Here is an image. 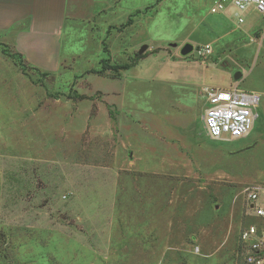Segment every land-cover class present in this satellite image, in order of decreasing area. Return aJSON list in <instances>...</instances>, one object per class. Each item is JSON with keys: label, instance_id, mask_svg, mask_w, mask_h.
Returning a JSON list of instances; mask_svg holds the SVG:
<instances>
[{"label": "rangeland", "instance_id": "1", "mask_svg": "<svg viewBox=\"0 0 264 264\" xmlns=\"http://www.w3.org/2000/svg\"><path fill=\"white\" fill-rule=\"evenodd\" d=\"M153 3L129 16L142 20L124 36L129 18L95 22L96 39L70 41L56 72L21 59L24 70L0 43V264H243L245 190L264 186V14L239 25L235 9L212 14L211 2ZM188 43L185 74H160L177 70L164 59ZM206 44L213 53L201 56ZM144 45L118 78L91 73L132 62ZM202 86L260 97L247 138L209 141ZM210 142L218 186L181 167L188 153L212 162L199 147Z\"/></svg>", "mask_w": 264, "mask_h": 264}, {"label": "crops", "instance_id": "2", "mask_svg": "<svg viewBox=\"0 0 264 264\" xmlns=\"http://www.w3.org/2000/svg\"><path fill=\"white\" fill-rule=\"evenodd\" d=\"M153 2L154 0H0V43L8 46L14 54L21 56L29 66L44 72H56L60 69L63 58H68L69 53L73 55L67 47H70V41L82 39L81 42H90L96 39L93 33L95 22L101 23V20L104 26L107 23L122 24L132 13L156 3ZM141 20L142 17H137L135 23L124 32L118 31L119 35L124 36L127 31L136 29ZM171 57L164 59V64H176L175 69L178 71L169 70L160 74L174 81L177 80L176 75L183 73L182 68L185 63L190 65L193 63L188 62L186 57L178 53H173ZM194 65L199 66L196 62ZM186 70L184 68V72ZM186 74L191 75V73ZM200 89L199 94L205 98L203 86ZM205 100L208 104L206 98ZM211 145L210 142L199 147L204 151L209 149L208 152L215 161L211 162L209 158H200L196 161L193 153H188L181 167L186 171L196 169L202 176H206L204 179L213 182L210 185L218 186L223 175L222 160L219 158L221 153L216 152ZM193 165L197 167H192Z\"/></svg>", "mask_w": 264, "mask_h": 264}, {"label": "built area", "instance_id": "3", "mask_svg": "<svg viewBox=\"0 0 264 264\" xmlns=\"http://www.w3.org/2000/svg\"><path fill=\"white\" fill-rule=\"evenodd\" d=\"M211 2L212 14L230 15L235 9L236 21L244 24L243 15L250 10L264 14V0H203ZM213 53L210 44L198 49L201 56ZM203 95L208 101L204 114V126L208 136L215 141L234 142L247 138L254 129L258 117L255 110L260 97L245 92L237 86L230 89L204 86ZM247 216L251 223L239 234L243 264H264V186H250L245 190ZM199 252V248H196Z\"/></svg>", "mask_w": 264, "mask_h": 264}, {"label": "trees", "instance_id": "4", "mask_svg": "<svg viewBox=\"0 0 264 264\" xmlns=\"http://www.w3.org/2000/svg\"><path fill=\"white\" fill-rule=\"evenodd\" d=\"M133 23H134L133 17H130L129 20L125 24H123L122 26H120L117 29L119 31H123L127 27L131 26ZM104 48L106 49V51L108 50L106 43H104ZM146 55H147L146 52L144 54H142V55L137 54L136 58L132 62L125 63V64H114V65H112V64H110L109 60H104L102 69H100V70H92L91 73H94V74H97V75H100V76H105L108 72H112L113 75H115V77L118 78L120 76V72L121 71H127V70L131 69V67L135 66L139 62V60L145 58ZM11 56L13 58L19 57V63L22 66V68L24 70L26 68L28 69L27 65L24 64V62L21 61V59H22L21 56L16 55V54H12Z\"/></svg>", "mask_w": 264, "mask_h": 264}, {"label": "water", "instance_id": "5", "mask_svg": "<svg viewBox=\"0 0 264 264\" xmlns=\"http://www.w3.org/2000/svg\"><path fill=\"white\" fill-rule=\"evenodd\" d=\"M173 46H175V47H179V44H173ZM148 49H149V46H148V45H144V46L141 48V50L139 51L138 54L142 55V54H144ZM198 49H199V48H197V50H198ZM194 50H195V48H194V46H193L192 44H189V43H188V44H185V45L182 47V49H181V55H182L183 57H186V56L192 54ZM241 77H242V75L238 73V74L235 75V80L238 81Z\"/></svg>", "mask_w": 264, "mask_h": 264}]
</instances>
